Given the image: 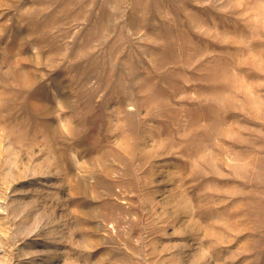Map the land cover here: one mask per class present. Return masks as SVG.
<instances>
[{"label":"rangeland","instance_id":"obj_1","mask_svg":"<svg viewBox=\"0 0 264 264\" xmlns=\"http://www.w3.org/2000/svg\"><path fill=\"white\" fill-rule=\"evenodd\" d=\"M0 264H264V0H0Z\"/></svg>","mask_w":264,"mask_h":264}]
</instances>
